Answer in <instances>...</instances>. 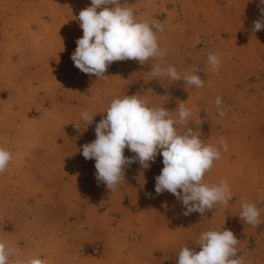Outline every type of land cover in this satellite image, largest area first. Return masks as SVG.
<instances>
[{
    "label": "rangeland",
    "instance_id": "obj_1",
    "mask_svg": "<svg viewBox=\"0 0 264 264\" xmlns=\"http://www.w3.org/2000/svg\"><path fill=\"white\" fill-rule=\"evenodd\" d=\"M137 19L163 26L157 32L160 60L112 63L106 78L82 73L71 59L83 30L79 12L91 0H0V147L12 153L0 173V242L17 258L45 264H176L183 247L207 230H231L244 264H264V21L260 0H127ZM124 3V0H121ZM99 11V10H98ZM221 67L210 70L208 55ZM153 64L180 73L199 66L204 86L153 77ZM137 95L150 107L191 110L178 125L205 144L226 139L220 160L206 173L211 185L227 180L232 199L201 215L185 216L174 195L155 193L163 168L125 169L113 191L95 178V160L82 146L95 140V126L115 98ZM222 99L225 116L217 112ZM88 111V125L80 113ZM126 157L135 154L127 148ZM179 191V190H178ZM254 203L261 224L240 218L242 202Z\"/></svg>",
    "mask_w": 264,
    "mask_h": 264
},
{
    "label": "clouds",
    "instance_id": "obj_2",
    "mask_svg": "<svg viewBox=\"0 0 264 264\" xmlns=\"http://www.w3.org/2000/svg\"><path fill=\"white\" fill-rule=\"evenodd\" d=\"M264 5V0H260ZM99 10V11H98ZM264 16V7L260 8ZM81 38L76 40V49L71 59L82 73L106 78L108 67L119 61L135 60L144 65L149 60H160L167 55V48H161L157 32H163V26L147 19H137L127 0H91L90 6L78 15ZM264 28V21H254L253 31ZM210 70L216 72L221 67L218 53L208 55ZM204 70L193 66L184 73L173 65L161 67L153 64L150 72L153 77H167L177 82L183 80L187 85L202 88L204 79L200 73ZM218 115L223 118L225 112L222 99L215 100ZM106 116L95 126V140L82 146V155L86 160H95L94 173L98 182L113 191L125 181V169L139 162L150 168L157 155H162L163 168L155 177V193H171L184 206V215L198 212L201 215L216 209L217 204L227 205L232 193L227 180L217 184H207L204 177L221 158V149L228 150L223 137L216 144H205L200 134L188 127L180 133L178 125H186L191 110L185 102L178 105V119L171 117L167 108L150 107L148 101L137 95H124L111 101ZM88 125L93 115L88 111L80 113ZM134 153L133 157L124 155L125 149ZM12 160L10 150L0 147V173L5 172ZM179 190V191H178ZM240 218L253 227L261 224L260 212L254 203L242 202ZM238 240L228 229L202 232L195 245L180 249L176 264H244L238 256ZM16 255L15 249L0 242V264H9L10 257ZM14 264H45L42 258L23 261L17 258Z\"/></svg>",
    "mask_w": 264,
    "mask_h": 264
}]
</instances>
